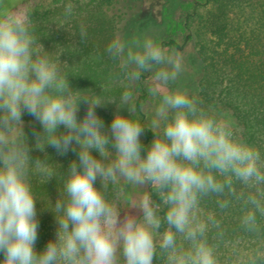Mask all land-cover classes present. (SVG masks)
Returning a JSON list of instances; mask_svg holds the SVG:
<instances>
[{"label":"clouds","instance_id":"clouds-1","mask_svg":"<svg viewBox=\"0 0 264 264\" xmlns=\"http://www.w3.org/2000/svg\"><path fill=\"white\" fill-rule=\"evenodd\" d=\"M64 15H73L71 3ZM79 36L87 37L83 23ZM106 52L130 82L153 73L147 91L156 101L154 139L147 147L140 140L145 127L130 118L136 111L132 93H122L106 129L96 112L105 101L73 90L59 58L38 42L19 0H0V264H154L158 251L167 264H218L207 234L217 229L223 236L221 222L214 214L202 218L201 200L230 194L241 206V228L259 236L261 152L236 137L214 108L202 107L186 89L170 87L184 68L180 52L164 49L151 36L125 40L120 33ZM124 106L128 116L119 112ZM25 114L42 129L33 128L35 150L50 146L59 156L70 151L77 156L63 172V198L59 194L53 205L56 238L42 251L35 248L39 221L31 180L39 174L48 182L53 173L47 158L30 156ZM234 182L247 193L237 192ZM130 186L151 191L138 204L121 207ZM230 203L217 200L220 209ZM130 208L142 216L126 211Z\"/></svg>","mask_w":264,"mask_h":264},{"label":"trees","instance_id":"trees-1","mask_svg":"<svg viewBox=\"0 0 264 264\" xmlns=\"http://www.w3.org/2000/svg\"><path fill=\"white\" fill-rule=\"evenodd\" d=\"M69 3L73 5V15L66 19L64 11ZM19 6L30 15L38 42L53 59L59 58L73 90L105 101L96 112L106 129L117 111L122 93H132V103L136 106L132 116L145 127L141 143L145 147L150 145L154 133L145 112L151 97L147 91L151 84L150 74L144 73L139 81L130 82L120 72L118 62L106 52L115 34H122L131 25L126 8L130 11L132 7H120L119 0H49L46 5L23 0ZM81 23L87 30L84 40L79 36ZM182 24L188 31L185 41L194 44L199 69L196 78L185 84L184 89L198 97L202 107H212L228 119L234 135L257 148L264 158V0L198 1L192 11L182 17ZM161 46L182 49L173 38L162 42ZM111 100L116 102H107ZM85 110L81 105L78 117L82 118ZM23 120L29 146L33 149L31 158L42 161L47 158L53 173L48 182L39 174L33 175L31 180L39 221L35 248L42 251L49 240L56 238L53 205L59 194L63 198V172L77 156L71 151L59 156L50 146L43 152L35 150L32 131L33 128L41 131V126L27 114ZM60 131L64 129L61 127ZM93 154L98 157L97 153ZM96 186L100 187L99 180ZM233 187L237 192L248 191L238 182H234ZM127 195L126 192L121 207H129ZM152 199L160 203L154 192ZM218 199H227L231 203L228 208L220 209ZM200 209L202 218L214 214L221 222L223 236L218 235L217 229H210L207 234L209 243L215 247L218 264H264V217L258 215L261 234L257 236L241 228V206L230 194L205 197ZM165 211L161 205L160 215L163 216ZM124 213L121 211L120 216ZM0 259H3L2 254ZM154 264H167L159 251Z\"/></svg>","mask_w":264,"mask_h":264},{"label":"rangeland","instance_id":"rangeland-1","mask_svg":"<svg viewBox=\"0 0 264 264\" xmlns=\"http://www.w3.org/2000/svg\"><path fill=\"white\" fill-rule=\"evenodd\" d=\"M22 1L23 0H19V3ZM31 1L33 4L46 5L49 3V0ZM174 1H176L175 5H172ZM198 1L202 0H119L120 7L130 6L133 9L129 11L126 8V11H128L127 17L131 25L121 34L125 40L147 35L155 38L160 45L170 38L175 39L177 43L182 45V49L176 51L180 52L184 58V68L176 85H172L173 87L184 89L185 84L192 82L196 78L199 70L194 44L192 41H185L188 31L182 24V17L185 13L191 12L194 3ZM166 50L170 51L175 49ZM149 74L151 78L153 73ZM155 106L156 101L150 97L145 106L147 122L150 127H152V121L155 118ZM120 114L123 116L129 115L127 106L121 108ZM130 118L135 120L132 115ZM127 194L129 207H132L138 204L144 195L148 194V188L130 186ZM126 211L138 217L142 216V212L136 208H130Z\"/></svg>","mask_w":264,"mask_h":264}]
</instances>
